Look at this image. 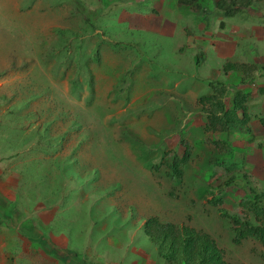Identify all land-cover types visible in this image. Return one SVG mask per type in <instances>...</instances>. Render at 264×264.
<instances>
[{"label":"rangeland","instance_id":"1","mask_svg":"<svg viewBox=\"0 0 264 264\" xmlns=\"http://www.w3.org/2000/svg\"><path fill=\"white\" fill-rule=\"evenodd\" d=\"M140 1L0 0V264H67L44 243L166 264L141 232L149 217L207 233L229 264H264L219 216L252 221L237 205L244 183L264 189L263 23L220 27L176 0ZM246 10L264 17V0ZM232 64H255V81L234 89ZM210 82L229 90L225 104L248 95L246 121L226 134L207 132L196 105ZM224 176L236 182L217 190Z\"/></svg>","mask_w":264,"mask_h":264},{"label":"trees","instance_id":"2","mask_svg":"<svg viewBox=\"0 0 264 264\" xmlns=\"http://www.w3.org/2000/svg\"><path fill=\"white\" fill-rule=\"evenodd\" d=\"M156 2L157 0H143L136 6L150 9L152 3ZM176 2L183 6L193 3L195 8L201 9L199 0H176ZM250 3L251 0H218L214 6L223 16L229 17L237 12V8L246 7ZM80 13L85 12L81 10ZM87 21L88 19H84V23ZM233 68L241 72L239 84H250L255 79L256 65L234 64ZM209 87L211 92L202 95L196 105L199 106V111L205 116L207 132L211 134L226 133L228 124L237 121L238 114H241L242 118L245 117L247 94L241 90H236L229 99V104H225L223 100L228 92L225 85L210 83ZM179 143L183 148L182 159L186 161L190 155L189 145L182 140ZM170 168L172 169V164H170ZM235 182L234 177L224 176L223 181L216 183L215 188L220 190L223 187L233 185ZM244 184V198L237 205L252 216V221L235 211L219 210V216L228 220L233 243L239 244L241 240L252 239L264 250V189H259L256 185ZM25 230L22 232L30 235V231ZM141 232L155 247L159 258L166 264H229L224 260L221 249L216 246L214 240L207 233L197 231L184 224L163 223L157 217H149L143 222ZM42 245L48 256L59 260L64 259L67 264H104L85 257L67 256L59 248L47 243Z\"/></svg>","mask_w":264,"mask_h":264},{"label":"clouds","instance_id":"3","mask_svg":"<svg viewBox=\"0 0 264 264\" xmlns=\"http://www.w3.org/2000/svg\"><path fill=\"white\" fill-rule=\"evenodd\" d=\"M142 1L143 0H141L140 2H138V4H140V3H142ZM218 0H216V1H214V2H212V3H210V2H207V3H205V2H200V0H199V5H201V9L200 10H198L197 8H195V5H193V3H192V5H190V4H188V5H184L185 7H192L193 9H195L198 13H200L201 14V18H200V20L202 21V23H204L205 22V18L207 17V16H209V14H217V15H219L220 17H219V20H220V23H219V26L220 27H223L224 25H223V22L224 21H227L228 23L229 22H232V21H236L237 19H242V21H241V25H245L244 24V22H245V20L246 19H251V20H254L255 22H259V23H263V27H264V17H259V16H257V15H255V14H250V13H247V8H250L251 6H253L254 5V3L255 2H259V0H251V3L248 5V6H246V7H240V8H237V12H235V14H233V15H231V16H229V17H225V16H223L219 11H217L216 9H215V2H217ZM100 3H101V1H100ZM152 4H154V3H152ZM178 4V3H177ZM179 5V4H178ZM261 27L259 28V29H257V28H255V27H252V30H254L253 31V34L254 35H256L258 32H259V36H261ZM262 46H264V44L262 45ZM262 56L264 57V52L262 53ZM202 57H196V59H201ZM224 60H221L220 59V61H219V63L220 64H222V65H228V64H230V61L229 62H226V64H224V62H223ZM248 65V64H247ZM255 65V64H254ZM233 66H234V64H232L231 65V68L234 70V71H237V72H239L240 74H241V72H240V70H237V69H234L233 68ZM257 67V66H256ZM261 69H264V67H260ZM259 69V67H257V70ZM257 70H255L253 73H254V76L256 77L258 74H257ZM263 76V75H262ZM239 78H240V76H239ZM238 78V79H239ZM255 81V79L252 81V82H254ZM252 82L250 83V84H243V85H241V84H239V80H237V83H236V85H235V87H234V89L236 88V86H238V85H241V86H249V85H251L252 84ZM211 83V82H210ZM226 86H228V88H229V85L226 83ZM231 89V88H230ZM211 90V89H210ZM237 90H240V89H237ZM242 92H243V89L241 90ZM211 92V91H210ZM228 92H229V90H228ZM236 92V90L235 91H233L232 92V94L230 93V98L232 97V95L234 94ZM245 92V91H244ZM245 94H247V93H245ZM201 97V96H200ZM199 97V98H200ZM198 98V99H199ZM198 99H197V101H198ZM196 101V102H197ZM247 101H248V95H247ZM247 101H246V104H247ZM229 104V103H228ZM247 107V106H246ZM246 112H247V108H246ZM246 112H245V117H241L240 115L241 114H238L239 115V118H237V120H241V122L242 123H244L245 121H246ZM236 122V121H235ZM235 122H232V123H230V124H234ZM228 126H229V124H228ZM227 126V127H228ZM227 132H228V130H227ZM226 132V133H227ZM225 133V134H226ZM216 134H218V133H216ZM230 186H232V185H230ZM187 226V225H186ZM189 227V226H188ZM205 233V232H204ZM50 245H52V244H50ZM53 247H55L56 248V246L55 245H52ZM58 248V247H57ZM60 249V248H59ZM61 250V249H60ZM161 259V258H160ZM59 260V259H58ZM162 260V259H161Z\"/></svg>","mask_w":264,"mask_h":264},{"label":"crops","instance_id":"4","mask_svg":"<svg viewBox=\"0 0 264 264\" xmlns=\"http://www.w3.org/2000/svg\"><path fill=\"white\" fill-rule=\"evenodd\" d=\"M219 51H221V50H219ZM220 53H221V52H219V53L217 52V53H215V55H217V57H219V54H220ZM234 54H235V53H234ZM222 57H223V56H222ZM228 57H229V55H227V56H226L225 58H223V59H221V58H220V59H221V60H224V59H228ZM238 80H239V79H238Z\"/></svg>","mask_w":264,"mask_h":264}]
</instances>
